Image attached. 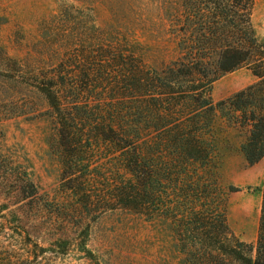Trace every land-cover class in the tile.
I'll use <instances>...</instances> for the list:
<instances>
[{"label": "trees", "instance_id": "trees-1", "mask_svg": "<svg viewBox=\"0 0 264 264\" xmlns=\"http://www.w3.org/2000/svg\"><path fill=\"white\" fill-rule=\"evenodd\" d=\"M181 7L182 52L168 64L69 52L30 72L31 93L55 131L61 176L50 201L23 181L18 193L32 211L27 222L24 211L26 235L47 216L44 232L81 241L99 216L118 210L168 220L188 264H264V180L256 241L246 243L228 225L214 165L219 115L244 133L249 164L264 158V42L251 24L253 0ZM240 68L256 81L214 103L213 83Z\"/></svg>", "mask_w": 264, "mask_h": 264}, {"label": "rangeland", "instance_id": "rangeland-1", "mask_svg": "<svg viewBox=\"0 0 264 264\" xmlns=\"http://www.w3.org/2000/svg\"><path fill=\"white\" fill-rule=\"evenodd\" d=\"M181 3L0 0V264H188L168 220L125 211L99 216L81 241L44 232L47 216L26 235L24 211L26 222L32 211L24 208L29 198L18 193L29 179L50 201L58 195L61 176L55 131L41 97L37 101L31 93L30 72L55 65L69 52L80 58L126 52L152 68L168 64L182 52ZM251 24L264 42V0H253ZM255 81L246 68L226 73L213 83L211 99L224 100ZM213 134L228 225L240 240L254 244L264 158L249 164L241 150L244 133L220 115Z\"/></svg>", "mask_w": 264, "mask_h": 264}]
</instances>
